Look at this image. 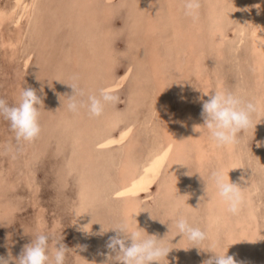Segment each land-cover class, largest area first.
Masks as SVG:
<instances>
[{
	"label": "rangeland",
	"instance_id": "1",
	"mask_svg": "<svg viewBox=\"0 0 264 264\" xmlns=\"http://www.w3.org/2000/svg\"><path fill=\"white\" fill-rule=\"evenodd\" d=\"M200 3L193 21L183 0H0V98L15 105L31 88L42 100L41 133L31 143L17 144L0 117V256L18 258L37 233L50 232L69 248L65 264H104L115 235L109 228L126 221L172 248L160 264H205L213 245L237 264H264V0ZM72 82L85 101L104 88L118 101L99 117L83 107L74 114ZM224 90L258 112L239 143L218 147L201 110ZM164 99L183 165H172L176 152H167ZM162 158L153 185L129 189L126 164L140 183ZM216 169L241 187L237 214L210 178ZM129 192L135 203L127 212ZM181 214L206 232L200 248L176 235Z\"/></svg>",
	"mask_w": 264,
	"mask_h": 264
},
{
	"label": "clouds",
	"instance_id": "2",
	"mask_svg": "<svg viewBox=\"0 0 264 264\" xmlns=\"http://www.w3.org/2000/svg\"><path fill=\"white\" fill-rule=\"evenodd\" d=\"M200 7V0H183L184 15L191 17L193 21L198 20ZM76 79L78 78H73L74 81ZM67 84L74 90L73 94L68 96L67 104L68 110L74 114L83 107L87 109L91 117H99L103 114L107 104L118 101L114 89L111 88L101 89L99 96L88 95L85 101L82 99L85 92L76 82ZM41 103L40 96L31 88H24L21 91L15 105H9L0 98V117L9 122L17 144L31 143L39 137L41 126L39 107L37 106ZM257 112L258 106L255 102L224 90L214 91L209 95V99L202 102L201 116L203 125L210 133L212 140L218 147H223L239 143L240 134L252 127L253 116ZM228 173L226 175L222 169H216L211 172L210 178L219 197L227 205V211L237 214L244 202V196L241 187L230 181ZM175 226L176 235L186 236L192 244L191 247H199L200 243L207 239L206 232L193 226L182 214L175 220ZM109 229L114 230L115 235L109 237L106 242L105 246L109 252L106 254L107 258L104 264H153V262L160 264L161 259L166 258L172 249L166 247L162 240L155 235L147 234L145 236L139 230L141 228L138 225L136 229L131 228L126 221ZM50 241L55 242L54 248L51 250ZM128 241L130 243H127ZM214 247L213 245L208 250L215 255L209 258L205 264H237L233 256L216 253L213 250ZM68 250L69 248L62 242V239L56 238L53 233L40 232L34 239H31L29 244L25 245L18 258L12 257L9 253L7 258L0 256V264H11L13 260L15 264H65Z\"/></svg>",
	"mask_w": 264,
	"mask_h": 264
},
{
	"label": "bare ground",
	"instance_id": "3",
	"mask_svg": "<svg viewBox=\"0 0 264 264\" xmlns=\"http://www.w3.org/2000/svg\"><path fill=\"white\" fill-rule=\"evenodd\" d=\"M172 7V6H171ZM7 10V9H6ZM29 10V9H28ZM5 11V10H4ZM4 11H2V14H0V18L1 20H3L5 18V15H4ZM16 11V10H15ZM24 11V10H22ZM20 11L21 13H18V15L16 16V21H18L19 19H21L24 15V12ZM30 11V10H29ZM29 14V12L26 10V14ZM152 17V16H151ZM4 21V20H3ZM178 27V26H177ZM183 28V27H182ZM178 29V28H177ZM263 29V28H262ZM217 32V31H216ZM264 34V33H263ZM149 37V36H148ZM215 38V37H214ZM263 41V40H262ZM259 44V43H258ZM217 46V45H216ZM264 46L262 44L259 45V48L262 49ZM257 49V48H256ZM259 49V50H260ZM264 50V48H263ZM258 58V57H257ZM196 60V59H195ZM160 67V66H159ZM180 69V68H179ZM259 69V68H258ZM159 79V78H158ZM160 80V79H159ZM161 81V80H160ZM163 83V82H162ZM159 85V84H158ZM160 87V86H159ZM163 87V86H162ZM165 88V87H164ZM162 89V88H161ZM165 90V89H164ZM163 91V90H162ZM182 101V100H181ZM183 102V101H182ZM169 112V108H168V103H167V99H164L163 101V105H162V116L165 117V122H164V126H163V130L164 132L166 133V144H168V147H167V152H171V153H175L170 159L172 161V165H176V163H178V156L180 154V152L182 151V146L183 145H180V141L179 139H175L173 137V133L177 127V124L174 122L175 120L171 119V115L172 113ZM189 115V114H188ZM179 117V116H178ZM173 123H170L172 122ZM186 122V121H185ZM189 122V121H188ZM181 123V122H180ZM188 127H189V130L192 132L193 131V128L195 129L196 127H198V123L196 121V119L193 117V119L190 121V123H188ZM180 128V126H179ZM193 133V132H192ZM163 135V134H162ZM129 137L128 133L124 134L123 136V140L127 139ZM164 137V136H163ZM131 138V137H129ZM185 138V137H184ZM130 140V139H129ZM131 142V141H129ZM128 142V143H129ZM187 143V142H186ZM132 143H130L131 145ZM129 145V148L126 150V153L127 151H129V149L131 150V146ZM195 146V145H193ZM190 148V147H189ZM195 148V147H194ZM199 148V147H198ZM197 150V149H196ZM186 151V150H185ZM205 152V150H204ZM127 154H130L129 152ZM198 154V153H197ZM199 159H202V152L199 153ZM124 160V159H123ZM128 160V159H127ZM197 160V159H196ZM167 161V158H162L161 161L156 165L155 167V170H154V173L153 175L148 179V178H145L144 181L140 182V183H135L134 180H132L133 176H134V169L132 167H128L127 164L124 166L125 170L124 172L126 171V174L123 173V178L125 179L124 181H128L129 182V189H147L149 188L151 185H153V183L156 181V179L158 178V176L160 175L161 171H162V168L165 164V162ZM127 162V161H126ZM130 162V161H129ZM133 162V161H132ZM134 164V163H133ZM199 165V164H198ZM234 165V164H233ZM232 167V165H230ZM171 168V167H170ZM233 169V168H232ZM176 170V169H175ZM121 173V172H120ZM122 179V178H120ZM123 181V182H124ZM171 183V182H170ZM125 184V182H124ZM168 190V189H167ZM128 191V189H126V192ZM212 191V190H211ZM125 193V192H124ZM217 194V193H216ZM218 196V195H217ZM218 200V199H217ZM215 200V201H217ZM134 200L133 198L131 197V194L130 192L128 193L127 195V198H126V204H127V212H129L134 206ZM215 203V202H214Z\"/></svg>",
	"mask_w": 264,
	"mask_h": 264
}]
</instances>
